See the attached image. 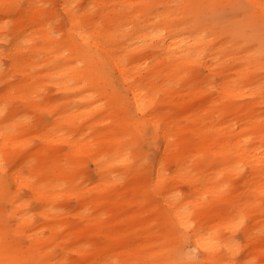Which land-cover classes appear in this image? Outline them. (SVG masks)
<instances>
[{
    "label": "bare ground",
    "instance_id": "obj_1",
    "mask_svg": "<svg viewBox=\"0 0 264 264\" xmlns=\"http://www.w3.org/2000/svg\"><path fill=\"white\" fill-rule=\"evenodd\" d=\"M53 1L0 0V264H264V0Z\"/></svg>",
    "mask_w": 264,
    "mask_h": 264
},
{
    "label": "rangeland",
    "instance_id": "obj_2",
    "mask_svg": "<svg viewBox=\"0 0 264 264\" xmlns=\"http://www.w3.org/2000/svg\"><path fill=\"white\" fill-rule=\"evenodd\" d=\"M86 3V0H84V4ZM52 11L56 16V27L59 30H64L68 25H67V18L65 16V14L62 11L61 8V0H54L52 5H51ZM223 15L225 17H236V18H241L242 14L240 13H236L233 12L231 9H226L225 12L223 13ZM218 78L215 79V82H218ZM116 82H118V80H116ZM45 94V96H44ZM65 94L60 93V91H58V89L55 88V86L49 84L46 88L45 91L42 92V94L40 95V97H45L48 99H55L57 97H61L64 96ZM34 113V111H32ZM37 114H42L44 115L45 119H49L51 116L48 112H41L40 110H36ZM36 143H38V140H35ZM62 147H67V146H62ZM142 150L146 151L147 156L149 159H154V157L156 156V150L154 147H150L148 146V144L144 143L142 144ZM88 167V169H86L87 173H89V175H91V179H95L96 178V174H95V165L92 161H88V164L86 165ZM116 172L120 173L123 172V166L118 165L116 166ZM182 191H187L188 190V186L186 184H182L180 186ZM154 196L157 200H160V195L158 194V192H154ZM68 207H74L76 204V200L75 199H68L67 201Z\"/></svg>",
    "mask_w": 264,
    "mask_h": 264
}]
</instances>
